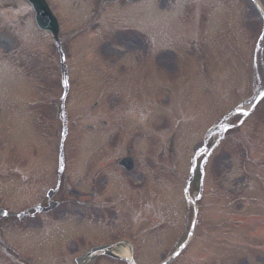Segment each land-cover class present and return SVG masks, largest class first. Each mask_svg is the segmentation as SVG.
<instances>
[{"label": "rangeland", "instance_id": "1", "mask_svg": "<svg viewBox=\"0 0 264 264\" xmlns=\"http://www.w3.org/2000/svg\"><path fill=\"white\" fill-rule=\"evenodd\" d=\"M53 1L60 9L63 20L65 19L64 32H68L70 36L66 47L70 53L69 62L73 74L71 118L77 121V115L81 113L78 106H87L100 101L101 108L96 112L99 111L101 121L108 123L107 127L99 128L95 135L89 134L92 132L84 133V136L90 138L85 143L88 149L82 154L81 143L76 146L75 151L83 155L81 159H84V156L88 159L90 155L96 153L95 147L98 144L94 145L95 139H101L100 144L118 142L120 136L117 134L122 127L118 125L116 129L114 127L116 123L113 122L114 112H117L119 108L124 109L122 112H117L119 117L127 118L131 111L134 113V119L139 117L138 114L144 115L143 135L149 139L147 153H150V158L160 159L159 162H165V160L160 158L162 151L156 152L152 148L156 134H163L164 132L161 133L163 129L178 125L180 129L177 133L173 134L175 130L169 129V133L165 135L175 136L177 164L186 173L192 154L203 141L204 129L218 121L232 108L239 106L251 95L254 85L264 79V39L261 38L264 37V18L256 14L251 0H120L118 3H114V0H105L113 3L101 16L107 14L104 18L106 22H101L99 18L96 20L97 26L94 23L95 10L102 0ZM254 1L264 11V0ZM7 4H14V2L0 0V11ZM158 14L164 15V19H161L162 17ZM88 25L92 28L84 30V27ZM0 26H3L0 28V87L6 88V90L1 89L6 91L5 104L11 105L13 96L19 91H25L28 93L24 96L26 105L32 112L31 118L34 114L30 107H34V104L40 107L48 102L47 106L50 108L56 107L59 104L61 92L56 68L50 71L44 62L38 71V76L48 78L38 77V84L48 82L55 91V95L52 92L43 93L46 95L44 97H39L33 87L31 79L36 74L20 68L22 62L31 58L33 59L27 62V66L39 65V56L46 52L52 53L51 47L46 46L44 42L47 39L43 40L38 36L35 42L31 40L33 35L30 30L34 25L28 17L16 28V35L13 32H5L1 21ZM172 28L178 31L176 33L168 31ZM127 30H134V32L131 34ZM191 30H194V33L183 41L182 37ZM210 33L220 34L221 39H212ZM119 35L123 36L119 38ZM126 35L134 38L127 40ZM8 36L15 38L16 43L12 47L4 41L8 40L6 38ZM132 40L136 41L134 42L136 47L130 45ZM223 47H226L228 56L236 58L225 64L224 71H220L218 75H211L208 68L210 58L214 59L216 48ZM22 55H28V59H22ZM53 56L55 57L54 54ZM19 61L20 64H17ZM213 70H216L215 66ZM133 71L138 76V80L134 78L138 88L143 80L149 82V90L145 92L148 94L147 100L150 104L148 102L146 104V100L131 92L118 91L119 83L127 81L128 77L131 79ZM254 77L256 81L253 80ZM5 104L0 102V105ZM125 105L131 107H125ZM152 105L159 111L161 106L165 113V107L175 106L171 115L165 114L164 117L158 118L152 113L154 111ZM110 106L116 107L110 109ZM141 106H145L144 112H141L143 108ZM46 113V116L42 113H37L36 116L42 122L41 138L35 133L30 118L32 140H36L37 144L29 146V154L26 157L28 166L35 162L40 165L44 159L48 162L50 158L54 160L56 158L57 132L53 127L49 128V123L55 124L49 120L56 114L51 111ZM122 122L123 120H120V123ZM140 123H142L141 120ZM162 124H165V127ZM55 126L58 127L56 124ZM77 127L78 125L74 124L73 128L76 131ZM125 130L128 132L125 136L133 137L132 142L136 148L142 133H138L136 129L135 131ZM243 131L246 139L248 138L250 143L264 152V102L245 124ZM42 133H47V136L45 134L43 136ZM123 135L121 134L122 138ZM77 138L75 142L78 141ZM210 153L204 167L208 192L203 199L200 219L207 220L210 228L206 230V234L199 235L198 231L197 238L190 247L192 249L202 244V239L207 237L210 246H206V253L209 259L199 261L196 257L194 261L185 257L179 264H264V230L254 229L252 233L241 229L238 222L232 221L235 214L248 217L264 216V169L261 170L258 166L245 161L244 149L235 139H225ZM262 157L259 163L264 166V154ZM76 158L79 159V157ZM20 160L24 161L21 155ZM197 163H199V169L201 163L199 161ZM251 173L253 175H250ZM163 176L164 174L160 177ZM148 177L151 180L147 181L146 188L152 195L150 200L157 202H160L158 199L165 202L170 200L167 207L173 204L174 199L183 201L179 193L180 190L182 193L181 183L171 184V181L166 182L165 178L164 186L156 181V176L148 173ZM153 213L159 214V211L153 210ZM93 215L90 217L87 213L85 219L92 222L104 221L99 215L95 213ZM81 219L75 213L67 220L72 235L70 238H77V242H81L80 251L83 250V240L78 237V232L82 229ZM182 224L184 221H181V226ZM172 229L167 227L146 237L148 238L147 249L150 253L147 257H141L140 261L143 264H157V262L149 261L153 250L157 247L160 248L158 259L161 252L163 256L172 250L177 238L165 241L166 237L172 238ZM91 236L88 235L86 238ZM56 240L57 238L50 239L49 243L48 238L35 234V243H30L27 247L23 245L17 247L29 264L31 262L32 264H63L65 261L68 263L67 257L70 258L71 264L70 248ZM54 241H56L55 244ZM75 243L76 241L69 240L68 246L75 248ZM198 247L195 248L196 251ZM51 248L52 251L54 250L53 254H50ZM63 249L68 250V255L62 256ZM190 253L193 254V252ZM98 264L109 263L99 261Z\"/></svg>", "mask_w": 264, "mask_h": 264}, {"label": "snow or ice", "instance_id": "2", "mask_svg": "<svg viewBox=\"0 0 264 264\" xmlns=\"http://www.w3.org/2000/svg\"><path fill=\"white\" fill-rule=\"evenodd\" d=\"M261 38L264 39V37H261ZM66 60H67V58L65 57V61H66ZM62 83L65 84V85H69V82H68L67 80L62 81ZM69 86H70V85H69ZM66 97H67V93H65V98H66ZM241 112H243L245 115L247 114V113L244 111L243 108H241ZM203 147H204V146L201 145V148H203ZM206 155H211V153H210V152H207L206 149L203 150V151H201L200 149H197V151L193 153V157H192V161H193V163H192V167H190V169H189V171H190L191 173L195 174V172L197 171V167L199 166V163H197L198 161H199L200 163L207 164V160H206V159H202V157H204V156H206ZM60 171H63V168H61ZM185 191H188V188H187V187H186ZM200 198H202V194H201L200 196H197V199H200ZM189 202H190V203H195L194 200H190ZM4 215H7V213H4ZM192 226H193V228L195 227L194 224H193ZM190 234H191V233H190ZM180 247H181L182 249H185V248L188 247V245H187V244H182V245H180ZM175 255H176V256H179V255H180V252H176Z\"/></svg>", "mask_w": 264, "mask_h": 264}]
</instances>
